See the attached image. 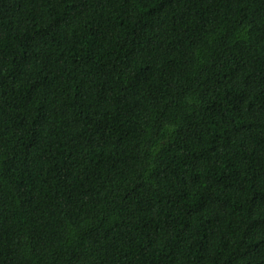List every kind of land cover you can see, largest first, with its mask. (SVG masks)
<instances>
[{"label": "trees", "instance_id": "obj_1", "mask_svg": "<svg viewBox=\"0 0 264 264\" xmlns=\"http://www.w3.org/2000/svg\"><path fill=\"white\" fill-rule=\"evenodd\" d=\"M0 264H264V0H0Z\"/></svg>", "mask_w": 264, "mask_h": 264}]
</instances>
